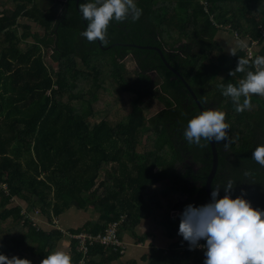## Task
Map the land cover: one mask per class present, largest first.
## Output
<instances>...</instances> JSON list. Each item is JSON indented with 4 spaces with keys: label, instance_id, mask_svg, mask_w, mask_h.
<instances>
[{
    "label": "trees",
    "instance_id": "1",
    "mask_svg": "<svg viewBox=\"0 0 264 264\" xmlns=\"http://www.w3.org/2000/svg\"><path fill=\"white\" fill-rule=\"evenodd\" d=\"M86 2L92 0H0V254L41 264L68 238L33 226L23 208L38 210L49 222L76 208L91 209L97 218L70 234H101L123 218L119 238L128 234L144 244L149 235L136 230L150 221L176 241L159 248L153 240L144 264H203L204 249L190 251L178 232L185 207L209 201L212 150L210 143L200 147L184 139L200 109L153 48L205 110L226 113L234 142L227 150V141L215 143L211 189L231 179L233 199L244 192L253 208L264 210V167L252 159L264 145V97L254 95L251 110L235 111L220 85L238 86L245 73H229L246 56L242 49L224 53L217 41L225 29L257 41L254 57L264 56V0H134L143 10L140 19L113 20L103 48L80 35L87 21L79 4ZM31 24L43 33H33ZM128 56L138 70L132 78L123 72ZM101 65L111 67L107 79ZM156 95L165 108L147 118L143 104ZM224 195L221 189L218 198ZM69 243L72 264H78L77 242ZM123 257L94 244L86 264H137Z\"/></svg>",
    "mask_w": 264,
    "mask_h": 264
},
{
    "label": "clouds",
    "instance_id": "2",
    "mask_svg": "<svg viewBox=\"0 0 264 264\" xmlns=\"http://www.w3.org/2000/svg\"><path fill=\"white\" fill-rule=\"evenodd\" d=\"M79 12L87 21L81 36L90 43L99 42L106 46L107 31L110 23L136 22L143 14L134 0H92L80 3ZM232 55H235L231 51ZM254 69V70H251ZM245 73L238 86L221 84V94L230 97L235 111L243 113L253 107L252 96L264 97V56L254 59L239 57L234 71ZM206 103V101H205ZM230 125L226 123V113L219 109H207L189 120L184 130V139L189 144L205 146L201 142L221 143L227 150L234 141L229 137ZM252 159L264 167V145H258L252 153ZM249 175V173H245ZM235 184L231 179L221 187L212 188V202L195 208L187 205L180 215L179 232L189 244V250L203 246L205 259L203 264H264V210L253 208L250 201L243 198L246 193L233 199L230 193ZM223 189L225 195L218 198ZM0 264H32L28 259L17 256L9 258L0 254ZM41 264H72L71 256L63 250L52 251Z\"/></svg>",
    "mask_w": 264,
    "mask_h": 264
},
{
    "label": "rangeland",
    "instance_id": "3",
    "mask_svg": "<svg viewBox=\"0 0 264 264\" xmlns=\"http://www.w3.org/2000/svg\"><path fill=\"white\" fill-rule=\"evenodd\" d=\"M24 23H28V22L25 21ZM31 25H32V28H33V33H39V34L43 33L41 28L37 27L34 24H31ZM217 41H219L220 45L222 46V49L224 50V53H226L228 55H232L231 51L235 53L239 49L238 48L239 45H236V41L237 40H235L234 34H232L231 32H228L225 29L222 32L219 33ZM241 43H242V41H241ZM258 49H259V47H258ZM46 61H47L48 64H50L53 67L54 70H57V65L55 63L51 62L49 56L46 58ZM101 66L105 67L104 65H101ZM122 66H123V70H124L123 72L127 73L128 77L132 78V77L136 76L138 70H137V67L134 64L133 60L131 59V56H128L123 61ZM98 68L101 69V71H103V69L101 67H98ZM105 69H107V70L104 72L105 73V74H103L104 76L103 75L102 76H103V78L105 77V79H107L108 78V74H110V72H111V67L110 66H106ZM101 91L102 90H100V93H102ZM164 108H165V105L158 99V95H156V97L154 99H152V100L145 101L144 104H143V110L145 111V114H146L147 118H150V117L154 116L155 114H157L158 112H160ZM106 116H107V112L106 113H101L100 115L98 114V116L95 119H90V121H91V123H96V122L104 119ZM13 203L17 204V205L18 204L19 205L24 204L23 202H21L19 200H15V202H13ZM23 209H25V208H23ZM92 213H94V212H90V214H92ZM95 217H96L95 214L91 215V218H95ZM89 219L90 218L88 217V214L83 213L82 211H80V210H78L76 208H72L70 211H68L67 213L63 214V216L60 218V222L62 224H64L65 226H70L73 229H76L85 220L90 221ZM158 227L159 226L152 224L150 221H144L140 225V230H141V232H146L147 231V232H150L153 236H157L155 234H156V230H158ZM159 228L161 229L162 227L160 226ZM161 235H163L164 238L168 242L171 241L169 238H167V235H166L165 231L164 232L162 231ZM67 236H68V234H67ZM155 238H156L155 244L159 248L160 247L161 248H165L166 247V244L164 246L159 245V240H157V237H155ZM69 240H70V238L68 237V239H65L64 242H61L58 250H63L65 252L70 250L69 249L70 248ZM144 247H146V245H144ZM138 264H144V263L142 261H140Z\"/></svg>",
    "mask_w": 264,
    "mask_h": 264
},
{
    "label": "built area",
    "instance_id": "4",
    "mask_svg": "<svg viewBox=\"0 0 264 264\" xmlns=\"http://www.w3.org/2000/svg\"><path fill=\"white\" fill-rule=\"evenodd\" d=\"M262 37L264 38V30H262ZM234 38L237 41H245L239 37L237 33H234ZM258 45L257 41L247 39L246 44L243 47V51L245 53L246 58L249 60L254 59L255 57V48ZM3 189L6 190V187L3 186ZM22 215L25 216L27 220H29L30 223L33 224V226L38 227V223L36 222V217L38 219L42 217L40 212L38 210L33 212H26V209L22 210ZM54 227L52 229L60 230L65 237H69L70 240H74L77 242L76 248L78 252L82 254V259L79 261L78 264H86L87 258H88V252L89 248L93 246L94 244H99L106 248H112L115 251H118L120 255L124 256L126 254V245L124 242L119 238L118 231L120 229L121 224L123 223V218H121L117 222L110 223L107 227L104 233L92 235L89 233H80V234H70L69 232L61 229L60 227H57L58 220L57 218H53L51 222ZM41 229V228H40ZM68 234V236H67ZM198 249H204L203 245H200Z\"/></svg>",
    "mask_w": 264,
    "mask_h": 264
},
{
    "label": "crops",
    "instance_id": "5",
    "mask_svg": "<svg viewBox=\"0 0 264 264\" xmlns=\"http://www.w3.org/2000/svg\"><path fill=\"white\" fill-rule=\"evenodd\" d=\"M245 44H246V41H242V43H241V41H236V45H239V47H238L239 49H243V47H244ZM82 212L88 214V217L90 218L89 219L90 221L97 218V214L93 210H91V209H88V210H85V211H82ZM90 212H94L92 214H95L96 217L95 218H91V215L92 214H90ZM60 218L58 220L57 227H60L61 229L65 230V231L74 230L72 227L65 226L64 224H62L60 222ZM36 222L38 223V227L41 228L42 230L50 231L52 229V227H54V225L51 222H49L44 216L40 217L39 219H38V217H36ZM87 222L88 221L85 220L82 224H80V226H78V228H81ZM159 227H158V230H156V234H155L157 236H153L150 232H147V231L146 232H141L140 226L137 228L136 232H137L138 235H143V234H148L149 235L148 238H147V241L144 244H142V243L137 244V242L132 237H130L128 234H125L124 237H123V239H122V241L126 245V248L127 249H126V254L124 255L122 261H124V263H129L131 261H135L138 264L141 261V258L144 255H147L148 254L149 247H150L151 242H153V240L154 241L156 240L155 237H157V240H159V245L164 246L166 244V247L165 248H167L171 243H173V242L176 241V240H174L172 242L171 241L168 242L164 238V236L161 235L162 231L164 232V230L162 228L160 229ZM78 228H76V229H78ZM144 245H146V247H144ZM69 251L70 250L67 251L68 254H69Z\"/></svg>",
    "mask_w": 264,
    "mask_h": 264
},
{
    "label": "water",
    "instance_id": "6",
    "mask_svg": "<svg viewBox=\"0 0 264 264\" xmlns=\"http://www.w3.org/2000/svg\"><path fill=\"white\" fill-rule=\"evenodd\" d=\"M98 44L103 48V46L98 42ZM122 46H126V47H136V45H122ZM113 46L111 47H108V48H104L105 50H109L111 49ZM138 48H147V49H152L151 47H140L138 46ZM154 50L158 51L163 62L165 63V65L171 70L173 71L176 76L184 83V85L186 86L187 90L189 91V93L191 94V96L193 97V99L196 101L199 109H200V112L205 110L204 107L200 104V102L197 100V97L196 95L194 94V92L192 91V89L190 88V86L187 84V82L183 79V77L178 73L176 72L168 63L167 61L165 60L164 56H163V53L160 49L158 48H153ZM210 146H211V150H212V155H213V158H212V169H211V172L207 178V182H206V192H207V195H208V203H211L212 202V198H211V192H212V189H211V185H212V182H213V179L216 175V172H217V169H218V153H217V149H216V144L215 142L213 143H210ZM207 203V204H208ZM175 215V213H174Z\"/></svg>",
    "mask_w": 264,
    "mask_h": 264
}]
</instances>
